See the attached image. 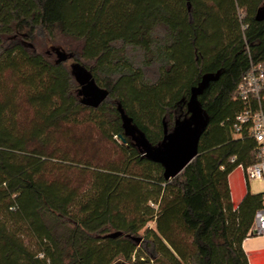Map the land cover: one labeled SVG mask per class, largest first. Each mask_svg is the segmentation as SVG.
I'll list each match as a JSON object with an SVG mask.
<instances>
[{
	"label": "trees",
	"instance_id": "1",
	"mask_svg": "<svg viewBox=\"0 0 264 264\" xmlns=\"http://www.w3.org/2000/svg\"><path fill=\"white\" fill-rule=\"evenodd\" d=\"M261 5L0 0V264H148L139 231L149 222L154 264H249L242 243L262 193L234 207L228 176L257 160L251 119L236 134L234 124L246 108L238 85L251 65L264 67ZM68 59L108 90L97 107L82 102ZM206 75L216 79L197 96L207 116L197 156L165 180L122 116L158 147ZM56 135L77 150L47 151Z\"/></svg>",
	"mask_w": 264,
	"mask_h": 264
},
{
	"label": "water",
	"instance_id": "2",
	"mask_svg": "<svg viewBox=\"0 0 264 264\" xmlns=\"http://www.w3.org/2000/svg\"><path fill=\"white\" fill-rule=\"evenodd\" d=\"M255 19L264 20V5H261ZM58 60L66 58L62 52L56 51ZM71 74L80 86L79 94L82 102L93 108L97 107L108 95V90L94 81L91 74L79 64H70ZM216 76L206 75L197 87L191 89L188 101V115L175 122L172 130L165 134L162 143L158 147H152L142 136L137 134L130 125V120L122 116L124 135L130 137L139 147L142 153L152 161L158 162L163 167V177L169 180L178 175L196 156L198 151V139L206 125L207 116L202 110L197 96L202 93L210 80ZM117 138L124 143L123 135ZM115 236V234H112Z\"/></svg>",
	"mask_w": 264,
	"mask_h": 264
},
{
	"label": "built area",
	"instance_id": "3",
	"mask_svg": "<svg viewBox=\"0 0 264 264\" xmlns=\"http://www.w3.org/2000/svg\"><path fill=\"white\" fill-rule=\"evenodd\" d=\"M264 91V67L251 65L237 87V98L246 103V108L235 118L234 131L239 132L243 124L251 119L249 134L258 144L257 160L247 168H242L244 179L247 183L257 180L264 183V109L260 107L261 92ZM255 100L258 108L251 112L250 101ZM262 202H264V191ZM249 234L264 235V206L254 214Z\"/></svg>",
	"mask_w": 264,
	"mask_h": 264
},
{
	"label": "rangeland",
	"instance_id": "4",
	"mask_svg": "<svg viewBox=\"0 0 264 264\" xmlns=\"http://www.w3.org/2000/svg\"><path fill=\"white\" fill-rule=\"evenodd\" d=\"M52 45L50 44H45L43 46V48L41 49V51H45L48 50L51 52V57L54 59L57 57V55L54 53L53 49L51 48ZM74 62L73 59H68L65 62V65L68 66L70 63ZM88 129H91L92 132L96 133V131L93 128L88 127ZM86 131L85 128L80 127L78 129H76L74 132L75 134H81V132ZM55 137V141H53V144H51V146L46 147L45 149L47 151H50L52 148H54L55 146L60 147L61 150L63 149H72L70 150V152L76 151V148H73V145H70V143L68 141H65L62 138H59L58 135L54 136ZM130 138V137H129ZM96 139H98V147H100L102 150V147H112V145L109 144V142H106L105 140H99V138L97 137ZM114 139L117 140L118 143H122L117 136H114ZM131 139V138H130ZM132 140V139H131ZM133 141V140H132ZM29 147H34L36 146L35 143H31L28 145ZM238 171H240L239 169H236L234 173H238ZM249 191L251 193H260L262 191H264V183H261L257 180H252L249 182ZM147 228H154V222H149L146 226ZM145 228L141 229L139 231L140 235H142V241L139 243L140 249L144 252V257L150 259V262L148 264H154V262H152L153 259V251L152 248L150 246H147L145 244V240H144V231ZM243 249L246 253V255H249V264H264V235H255V234H251L248 238V240H246L244 242ZM121 261L117 262L120 263Z\"/></svg>",
	"mask_w": 264,
	"mask_h": 264
},
{
	"label": "crops",
	"instance_id": "5",
	"mask_svg": "<svg viewBox=\"0 0 264 264\" xmlns=\"http://www.w3.org/2000/svg\"><path fill=\"white\" fill-rule=\"evenodd\" d=\"M236 169H239L238 173H234ZM228 183H229V189H230V196L231 201L233 203V206L236 207L246 192L249 190V183H247L243 176V171L241 167H236L228 176ZM251 234H249L250 236ZM249 236H247L244 240L242 245H244V242L248 240ZM249 260V255H247Z\"/></svg>",
	"mask_w": 264,
	"mask_h": 264
}]
</instances>
